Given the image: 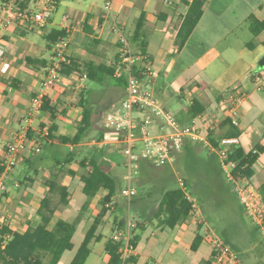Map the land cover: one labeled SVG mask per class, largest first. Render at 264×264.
I'll list each match as a JSON object with an SVG mask.
<instances>
[{"label": "crops", "instance_id": "crops-1", "mask_svg": "<svg viewBox=\"0 0 264 264\" xmlns=\"http://www.w3.org/2000/svg\"><path fill=\"white\" fill-rule=\"evenodd\" d=\"M21 2L32 13L47 9L48 16L43 28L34 30L25 23L6 24L0 11V44L4 49L0 58V162L5 145L23 128L27 130L29 142L17 165L7 171L0 166V176L6 186L0 192L1 225L16 231H23L27 222L36 226L39 200L49 194L47 181L57 180L66 185L70 197L78 187L82 191L79 161L89 150L85 149L84 141L69 144L74 159L59 170L55 167L56 160L63 159L65 154L58 137L74 135L82 116L83 99L87 100L93 117L96 100L109 103L115 109L124 96V87L111 80L92 83L85 74L70 73L59 86L47 91L49 104L55 110L54 119L44 110H33L32 97L41 89L51 62L53 45H48L46 37L52 29L65 30L69 58L114 68L119 58V32H123L136 52L142 53L143 48L148 56L145 62L148 73L143 74V84L160 100L162 107L169 110L175 99L186 102L184 106H177L181 114L174 115L182 126L196 122L206 132L208 121L224 116L223 100L229 90L243 88L247 96L239 113L238 145L245 152L262 146L250 181L257 187L264 180V31L257 35L251 33L252 40L240 38L241 32L249 30L251 17L264 19V0H205L199 22L181 47L177 46V33L191 0H116L117 29L111 18L104 17L103 2L98 0H70L63 3L60 15L51 12L58 11L62 0ZM1 3L2 0L0 6ZM139 22H142V40L138 44L142 47L132 41ZM4 62L9 67L1 72ZM137 66L143 67V62L138 61ZM242 78H245L243 82ZM211 89L222 91L216 94ZM196 98L205 109L187 120V107ZM258 106L260 110L254 114ZM225 121L210 131L213 137L219 138L229 130L228 122L222 125ZM66 128H70L68 134L63 133ZM32 146H38L39 151L31 149ZM113 153L107 146L102 155L109 167L117 164L112 159ZM69 169L75 174H69ZM16 171H22L20 178L15 177ZM8 177L13 179L11 183L7 182ZM103 193L100 191L93 197L91 209ZM144 202L143 210L147 211L148 204ZM153 212L151 209L144 219L143 228L135 231L139 240L132 251L131 264H210L212 245L208 242V227L201 225L196 210L172 229L160 226L152 218ZM95 214L91 210L90 216ZM55 218H58L57 211ZM196 235H202V240L192 250ZM108 261L105 251L102 263L108 264Z\"/></svg>", "mask_w": 264, "mask_h": 264}, {"label": "trees", "instance_id": "trees-1", "mask_svg": "<svg viewBox=\"0 0 264 264\" xmlns=\"http://www.w3.org/2000/svg\"><path fill=\"white\" fill-rule=\"evenodd\" d=\"M205 0H191L188 9L183 17L177 33V46L181 47L202 16V7ZM20 6L24 8V3ZM142 22L136 26L132 41L136 44L141 42ZM249 30L253 35L264 31V19L251 17L249 21ZM66 36L63 29H52L46 37L48 45H53L58 39ZM264 45V41H263ZM142 47L141 43L138 44ZM144 54V49L141 48ZM115 69L111 65L103 63L94 64L91 62H79L69 58V63L62 64L60 72L64 75L70 73L85 74L91 82L102 84L105 80H111L115 85H125L124 76H116ZM141 76L139 71L135 72ZM83 99V111L77 129L72 137L59 136L62 144H78L83 141L92 125V110ZM42 109L49 114L50 119H54L55 110L49 104V100L43 99ZM205 109L203 103L197 98L187 107V120H192ZM225 121L222 125H226ZM229 123V122H228ZM230 126V125H229ZM51 127V126H50ZM50 127L48 137L51 136ZM52 132V131H51ZM100 136L103 135L101 132ZM240 131L231 126L227 132L220 136H239ZM210 141L217 145V138L209 132ZM218 136V137H220ZM204 147V148H203ZM253 150L245 152L238 146L230 148L228 158L237 162L234 170L235 174H240L251 179L255 174V163L258 153L263 150L262 146L257 145ZM205 156H203L204 154ZM103 150H96L90 155H85L79 161V168L82 170L80 181L82 183V193L85 196L77 215L72 221L55 218V212L60 205L68 204L70 192L66 185L60 184L57 180L47 181L49 194L39 200V207L36 211L38 223L31 226L29 222L23 231H16L5 224H0V263L1 264H58L63 253L73 247V239L77 234L78 224L82 221H89V227L86 229L81 243L71 260L70 264H85L91 252L90 245L98 242L102 238V223L104 217L110 214V211L117 207L118 200L110 208L105 207V203L116 196L119 180L112 174L109 165L103 163ZM74 159V153L69 152L65 157L56 160L55 167L62 170ZM180 160L183 165L180 164ZM147 162V161H146ZM122 165V162H119ZM143 163V162H142ZM141 163V167L143 164ZM149 163V162H147ZM145 164V163H144ZM178 168L185 186L203 208V212L212 226V230L218 234L222 240L233 250H244L258 237V227L250 226L246 219L247 212L239 199L232 190L231 183L224 178L223 172L218 164L217 157L211 153L207 147L199 141L185 139L181 149L175 154L174 168ZM159 178L160 186L158 188L159 197L157 199V208L151 214L160 226L174 228L182 223L193 213V207L181 190L176 181V176L172 168L168 165ZM71 175L75 172L67 170ZM259 193L264 199V180L257 186ZM100 191H105L98 200L99 210L94 216H90V203L93 197ZM146 192L134 196L141 220L135 224L132 230L130 244L134 249L139 234L136 230L143 228V199ZM145 201V200H144ZM142 202V205H141ZM129 208L131 206L129 203ZM117 229L126 225L124 219L115 222ZM246 227V228H244ZM202 240V235H196L192 243V250H195ZM119 242L112 237L105 242V251L109 256L108 264H121L119 254ZM134 261L132 253L124 264H131Z\"/></svg>", "mask_w": 264, "mask_h": 264}, {"label": "built area", "instance_id": "built-area-1", "mask_svg": "<svg viewBox=\"0 0 264 264\" xmlns=\"http://www.w3.org/2000/svg\"><path fill=\"white\" fill-rule=\"evenodd\" d=\"M115 1L103 0L104 17L111 18L116 29ZM21 0H2L0 11L6 24L25 23L34 30H41L48 16V10L32 13L20 6ZM65 19V18H64ZM119 58L115 75L124 76V96L119 106L106 117V126L109 134L103 143L114 152H119L123 157V178L127 185L121 187L120 195L130 200L137 195L133 185L134 174L140 167L141 161H147L156 167L174 166L175 154L181 149L185 139L204 143L211 153L217 157L218 164L226 179L233 185V191L246 210L250 220L259 227L264 235V199L258 188L246 176L235 174L237 162L228 158L230 148L238 146V136H221L217 138V145L210 141L209 132L213 131L223 121L229 125L239 127L240 108L247 93L240 86L232 88L224 98L225 113L222 118L212 119L207 122L206 132H202L196 122L182 126L170 110L162 107L155 94L145 88L143 74L148 73L146 54L136 52L129 38L119 32ZM69 38L61 37L53 44L51 62L46 68L45 76L41 82V89L32 97V108L41 111L43 99L47 98V91L59 86L63 77L60 72L62 64L69 63L67 49ZM4 49L0 44V58ZM143 62V67H138L137 62ZM9 63L4 62L1 72H5ZM139 71L141 76L135 72ZM27 121V120H26ZM27 130L22 129L8 142L3 150L0 166L4 171L10 170L18 164L20 156L29 148ZM111 145V146H110ZM31 149L38 152V146ZM253 152H256L253 150ZM185 198L191 202L193 213L198 209L197 199L191 195L181 176L176 177ZM6 189L4 179L0 176V192ZM116 202V196L105 203L110 208ZM192 213V214H193ZM135 223L128 220L125 227L116 229L112 238L119 242L121 264H124L133 249L130 244L132 230ZM212 256L210 264H242L239 256L221 238L215 236L211 240Z\"/></svg>", "mask_w": 264, "mask_h": 264}, {"label": "rangeland", "instance_id": "rangeland-1", "mask_svg": "<svg viewBox=\"0 0 264 264\" xmlns=\"http://www.w3.org/2000/svg\"><path fill=\"white\" fill-rule=\"evenodd\" d=\"M68 1H70V0H62L61 5L58 6V11L57 12L52 11L51 14L52 15H54V14L60 15L64 9L63 3L68 2ZM98 1L103 2V0H98ZM31 5L34 7L33 3H31ZM240 38L242 41H248V40L253 39V35L251 34V32L249 30L245 29L243 32H241ZM260 58H262V56H260ZM244 79L245 78H242L241 82H243ZM92 83H94V82H92ZM223 89H225V88H223ZM211 91L212 92L214 91L213 93L219 94L222 90L211 89ZM118 97L119 96H117V99H118ZM108 104H106L102 100L98 99V100H96V102L93 106L94 115L92 117V125H91L88 133L84 136V139H83V141L86 144L85 149L89 150L88 155H90L92 152H94V150H98V149L103 150V152H104V150H106V148H107V145H105L103 143V141L106 139V137L109 134V130H108L105 122H106L107 114L110 113L111 111H113V108H111V105L110 104L108 105ZM178 105L184 106V105H186V102L184 100H181V102H180L178 99H175V103L172 106H169V110L173 113V115H175V113H176V115L181 114V112L179 110H177ZM259 110H260V106L255 107L254 114H257V112ZM68 130H70V128H66V130L63 131V133L68 134L69 133ZM100 132L103 135L100 136L99 135ZM60 149L63 151L64 154H68L69 152H71V149L69 148V144H67V145L62 144ZM203 156H205V154ZM112 159L113 160L115 159L117 162V164L115 166H110V169H111L112 174L114 173L113 175H115L119 180L118 191L116 194V201L118 200V205H117V207L113 208L110 211V214H108V215H106V217H104V221L102 223V233H101L102 238L100 241L93 242L90 245L91 252H90L85 264H103L102 259L105 256V242L108 238L112 237L114 231L117 229L115 222L120 221V219H124L126 223L129 220L132 223L136 224L137 222H139V220H141V217L139 216L140 211L135 210V208H137L136 207L137 203H136V201H133L134 197H132L130 200H128L126 198H123L120 195L121 187L127 185V181L124 180V178H123V173H124L123 157L119 152H115L112 155ZM119 162H122V165ZM103 163L107 165V163L104 160H103ZM141 163L143 164L142 167H141ZM180 164L183 165L181 160H180ZM171 168H172L174 175L176 177L181 176L179 171H176V170H178V168L176 166H175V168H174V166H171ZM165 171H166L165 167H156L150 163H147L146 161H141L139 169L134 174L135 179H133V185L137 190V195L142 193V192H146V194L144 195V199L142 201L144 202V200H145V202H147L149 210L143 212L144 216H148V214H150L151 209L155 210L157 208V199L159 197L158 188L160 186L159 178L161 177V174H163L162 172H165ZM19 172H22V171H18L17 173H15V177H19V178L21 177ZM224 178H226L225 175H224ZM12 180L13 179L11 177H8L7 182L11 183ZM176 181H177V179H176ZM177 184H178V182H177ZM79 185L81 186V183H79ZM78 189H76L74 191V193L72 191L73 195H72V197H70L68 204L59 206V208L57 210V217L58 218H63V219L69 220V221H72L75 218L81 204L83 203V201L85 199V196L81 191V187H78ZM232 190H233V185H232ZM129 203L131 206V210L129 208ZM197 204H198V209L196 210L195 213L199 216V218L201 220V225H207V227H208V231H209L208 242L211 243V240L215 236L221 238L218 234H216L212 230V226L208 222V220L205 216V213L203 212V208L198 203V201H197ZM141 205H142V202H141ZM94 206L95 207L92 208L91 210H94L97 213L99 210L98 201L96 202V204ZM196 214H194V215H196ZM246 219L248 220V223L250 224V226L255 225L250 220L248 214L246 215ZM89 224H90V222L85 223V225H83V223L78 224V227H77L78 232L73 239V247L71 250L63 253L58 264H70L71 260L73 259L74 255L78 249L79 244L81 243L83 235H84L86 229L88 228ZM244 228H246V227H244ZM258 233L259 234H258L257 239L250 245V247L245 248L244 250H242V249H239L238 251L233 250L239 256L242 264H264V235L261 233L259 227H258Z\"/></svg>", "mask_w": 264, "mask_h": 264}]
</instances>
